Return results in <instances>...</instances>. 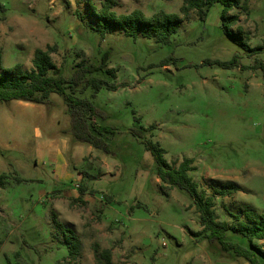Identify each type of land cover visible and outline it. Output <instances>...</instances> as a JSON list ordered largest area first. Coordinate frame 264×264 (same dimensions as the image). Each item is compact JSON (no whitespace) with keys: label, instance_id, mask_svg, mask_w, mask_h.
<instances>
[{"label":"rangeland","instance_id":"374dc122","mask_svg":"<svg viewBox=\"0 0 264 264\" xmlns=\"http://www.w3.org/2000/svg\"><path fill=\"white\" fill-rule=\"evenodd\" d=\"M90 1L98 8L105 2ZM114 1L117 15L183 17V0ZM245 1L247 11L231 12L240 18L233 30L240 27L255 51L225 35L221 4L204 21L192 12L171 43L161 45L120 29L102 38L89 0H0L5 67L31 71L36 50L55 47L52 60L69 78L77 64L100 63L109 53L117 78L98 77L119 86L104 87L95 98L90 88L77 92L106 115L97 124L116 129L104 136L111 154L74 140L68 107L57 94L47 105L0 102V175L8 178L0 188V264L61 262L68 248L55 217L80 239L77 264H98L96 243L112 251L113 264H249L197 236L203 227L192 199L161 182L153 156L130 132L153 125L145 135L166 150L170 164L193 159L189 175L215 197L220 221L237 225L242 205L264 214V0ZM235 57L228 69L207 64ZM228 182L238 189L221 196ZM228 236L250 247L242 234ZM256 243L264 251V240Z\"/></svg>","mask_w":264,"mask_h":264},{"label":"trees","instance_id":"16d2710c","mask_svg":"<svg viewBox=\"0 0 264 264\" xmlns=\"http://www.w3.org/2000/svg\"><path fill=\"white\" fill-rule=\"evenodd\" d=\"M215 4L223 6L221 21L225 35L243 49L255 51L249 46L246 33L240 27H237L238 31L236 32L233 30L238 25L240 18L231 12L235 8L247 11L248 3L245 0H183L180 9L183 17L165 11H159L151 17H147L140 10H135L128 15H117L111 10L116 5L114 0H105L101 8H98L90 0L88 2L89 12L97 21L95 30L102 38L108 32L120 29L135 40L140 36L155 38L161 45L171 43L172 37L178 33L181 24L191 18L192 12H196L198 18L204 21ZM55 51V47L36 50L31 71L24 70L21 65L5 67L3 55L0 52V102L23 101L36 105H47L51 101V96L57 94L63 97L68 107L71 117L70 133L74 140L89 144L106 154H111L110 146L104 140V136L115 134L116 129L97 124V119L104 118L106 115L103 116V112L97 108L92 99L77 96L80 88H82L81 91L92 89V98H95L104 87L117 90L118 85H110L107 80L98 77L99 74L104 73L113 79L117 78L116 72L108 68L109 53L104 54L100 63L82 61L74 67L72 75L67 78L64 76L62 68L57 67L52 60V54ZM236 62L237 57L230 62L209 61L207 64L228 69ZM260 66L264 71V64ZM136 121L140 122V118H137ZM152 129H154L153 125L149 130ZM149 130L140 126L133 127L130 132L142 139L146 149L153 156L157 165V176L161 182L168 188L181 189L192 199L203 227L197 236L202 235L210 243H218L223 251H231L249 264H264V251L256 243V241L264 240V214L242 205L240 214L234 215L238 222L237 225L220 221L215 209V197L209 196L206 191L201 190L198 183L189 175L195 170L193 159L184 158L178 166L170 164L165 158L166 150L158 142L146 137L145 134ZM6 179L8 178L5 174L0 175V188L5 187ZM16 182L21 184L25 180L17 177ZM237 189V185L228 182L218 193L221 196H226ZM136 208H141L140 204H137ZM243 217L245 220H242ZM54 225L68 248V255L58 264H77L81 254V242L78 235L73 229L61 223L57 217L54 219ZM229 232L242 234L249 240L250 247L246 248L238 242L231 241L228 236ZM93 247L98 264H113L111 250L101 249L98 243Z\"/></svg>","mask_w":264,"mask_h":264}]
</instances>
